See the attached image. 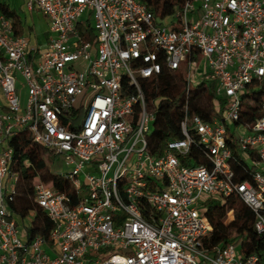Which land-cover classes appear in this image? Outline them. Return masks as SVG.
Listing matches in <instances>:
<instances>
[{"label":"built area","instance_id":"1","mask_svg":"<svg viewBox=\"0 0 264 264\" xmlns=\"http://www.w3.org/2000/svg\"><path fill=\"white\" fill-rule=\"evenodd\" d=\"M3 1L0 264H264V249L244 252L238 239L206 243L204 213L208 197L235 195L264 235V0H184L166 24L140 0H25L46 18L43 42L15 34ZM163 70L181 72L186 91L213 80L215 111L184 116L181 137L154 155L141 80ZM23 129L70 168L56 173L71 181L74 203L32 179L52 222L47 238L28 240L7 207L18 179L7 140Z\"/></svg>","mask_w":264,"mask_h":264},{"label":"trees","instance_id":"2","mask_svg":"<svg viewBox=\"0 0 264 264\" xmlns=\"http://www.w3.org/2000/svg\"><path fill=\"white\" fill-rule=\"evenodd\" d=\"M154 19L159 23H171L174 14L181 8L184 0H140ZM1 11L10 18L15 34H30V26H25L16 11L9 8L5 0ZM47 35L44 36V40ZM31 41H33L31 39ZM141 86L147 101L152 103L154 111L153 129L148 137V150L157 155L163 151L166 142L180 138V121L184 116L198 114L208 119L215 111V95L211 84L202 80L189 86L186 91L185 79L179 71L163 70L157 76L141 80ZM12 149L8 165V174H16V194L7 201L10 216L16 218L17 223L32 211L25 227L27 239L34 235L47 238L52 222L46 212L33 200L32 179L39 176L45 182H52L54 187L71 196L72 203L76 201L72 183L68 178L50 169L48 156L53 154L43 145L34 142L25 130L19 131L7 140ZM192 154V152H191ZM194 163L202 160L195 156ZM204 213L212 230L206 243L209 245H224L236 239L242 243L244 252H259L264 249V235L258 234L253 228L252 210L237 196L232 195L227 200L220 197H208L204 201ZM233 209V219L225 222L228 209ZM236 233V235H234Z\"/></svg>","mask_w":264,"mask_h":264},{"label":"rangeland","instance_id":"3","mask_svg":"<svg viewBox=\"0 0 264 264\" xmlns=\"http://www.w3.org/2000/svg\"><path fill=\"white\" fill-rule=\"evenodd\" d=\"M9 8L18 13L24 22L25 26H30V38L39 42L44 41V36L47 35V21L46 18L37 9L27 11L25 9V0H5ZM86 14H84V17ZM195 17H193L194 19ZM28 33V32H27ZM26 33V34H27ZM16 84L18 85V95L23 105L27 97V86L22 75L18 72H14ZM208 84H214L213 80H208ZM4 104V98L0 92V107ZM50 169L55 172H67L70 168L63 162V159L59 155L50 154L48 156ZM29 216L23 218V222L28 223ZM21 231H24V227L21 226Z\"/></svg>","mask_w":264,"mask_h":264},{"label":"crops","instance_id":"4","mask_svg":"<svg viewBox=\"0 0 264 264\" xmlns=\"http://www.w3.org/2000/svg\"><path fill=\"white\" fill-rule=\"evenodd\" d=\"M36 41H37V40H36ZM38 42H39V41H38ZM1 107H2V105H1ZM1 107H0V108H1Z\"/></svg>","mask_w":264,"mask_h":264}]
</instances>
